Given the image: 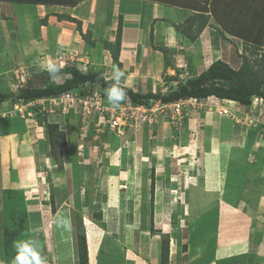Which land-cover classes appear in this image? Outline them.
Listing matches in <instances>:
<instances>
[{"label": "rangeland", "instance_id": "1", "mask_svg": "<svg viewBox=\"0 0 264 264\" xmlns=\"http://www.w3.org/2000/svg\"><path fill=\"white\" fill-rule=\"evenodd\" d=\"M241 3H243L241 14L238 10L231 11L230 6L225 8L224 18L227 19V23L232 22V16L236 17L233 21L239 20L242 24L244 23V18L249 11L245 2ZM92 4L93 0H0V91L15 93L19 89L42 87L45 83L44 73L50 78L46 70L50 62L56 65L58 71L70 65H78L79 67H75L83 72L89 69L101 70L106 79H111L114 68H119L124 72L121 86L135 92L140 89L137 88L138 86L143 85L139 82L140 79L145 82L150 79L153 85L159 83L157 88L153 86L150 92L163 94L175 87L177 83L166 81L167 78L176 77L177 80L185 81L197 75L196 72L184 74L178 73L177 70H175L176 73L174 70L170 72L166 70L159 74L153 67L145 72L146 60L141 67H139V59L133 60L130 67H123V64L120 65L119 62V64L114 63L110 51L106 50L107 35L101 28L95 26L97 25L95 17L89 18ZM214 4L218 9L219 4L217 2ZM1 7L5 10H1ZM94 9L97 11L96 8ZM105 14L103 11L98 23H102L106 17V21H110V16H104ZM69 19L80 21L83 24L81 31L86 34L81 36L77 33V37L74 36V33L78 32L77 25ZM252 23L255 24V21ZM88 25H92L93 32L96 34L93 35L94 40L92 33H87ZM261 25L262 23L259 24ZM248 61L252 65V61ZM135 67L139 71H134ZM65 78L67 77L63 73L57 72L55 81L51 78L50 81L52 84H59ZM160 81L163 83L160 84ZM90 87L87 85L83 88L87 95L83 99L88 97L83 106L76 101L69 103L60 100H56L57 105L54 108L50 106L51 104L53 106L52 101L51 104L47 101L48 104L38 105L40 103L36 100L6 101L0 105V183L2 186H0V261L4 264H12L13 257L16 255L15 242L41 238L40 234L33 236L34 226H30L33 220L29 223L27 214L24 221L19 219V222L14 223L15 216L18 215L17 212L21 207V197L26 206L30 197L53 196V188L55 190L59 188L50 186L46 179L49 168L56 166L49 152L47 125L50 124L59 125L64 134L65 146L60 150L62 167L68 163L65 167L66 171L73 174L77 182L74 185L76 190L73 191L75 197L78 196L76 191H80L81 186L84 185L83 189L86 188V183L91 187L93 194L96 192L97 198L92 210L93 219L90 218L89 221L99 227V232L104 237L103 247L106 251L114 252V247H119L120 243L115 242L117 235L119 238L124 235L123 241L130 240L125 233L128 215L131 222L136 217L142 221L144 215L146 228L151 235H157L150 220L152 219L153 222L152 214L155 212V207L159 208L163 205L162 196L165 193L166 203L164 204L170 209L171 214L168 215L170 224H180L182 234L179 235L178 241L184 237V227L190 222L188 216L185 221L182 218L179 219L176 212L181 209V199L184 198L183 207V203L188 206L192 197H195L191 195L193 187L191 188L185 180L200 174V164L197 163L204 160L203 153L208 150L204 131L202 132L206 124L204 119L207 115L211 118L214 115L218 117L225 115H219L216 112L214 103H211L212 100L183 101L175 106H162L159 102H153L148 107H140L141 110H136L132 105L122 101L119 107H114L107 101L105 90H102L103 99L99 95H96L95 99L90 98L97 93L94 90L90 92ZM37 106H43L45 109L50 107L53 112L43 115L36 110ZM261 139H264V134L256 138V147H261L258 146ZM261 145L264 146V143L261 142ZM4 152L8 156L6 160L2 157ZM257 152L253 154L255 165H252L247 175V182H244L243 194L241 193L244 195L243 197L241 195L242 199H247L245 205L250 208L259 205V199L256 197L264 192V151L259 149ZM209 160L206 161L209 162ZM71 162L75 169L70 167ZM19 164L28 165L29 169H34V173L38 175L37 185L39 180L45 182L42 181L38 187L33 184V190L28 191L30 194L33 193L32 196L29 194V197H25L26 189L15 188V181L21 171ZM160 169L161 172L158 173ZM130 172H133V175L139 174L140 177V185L136 187L139 191L135 197L133 192L136 188L132 183L129 184V179H126ZM121 173H124L123 177L120 176ZM174 174H182L180 176L183 183L179 181L178 176L173 177ZM107 177H110L109 180ZM258 178L260 179L257 185L258 193H255L253 182ZM106 183L109 186L107 188H105ZM150 183L153 185L152 200ZM35 187L39 189L35 190ZM105 191L108 195L104 194ZM56 194L59 195V193ZM141 197H145V204L140 202ZM50 202L51 211H55L54 201ZM41 203H43L42 200L37 207L43 208ZM106 205L118 207V210H108ZM143 209L151 214H147L151 218L145 217L143 211H141L142 216L139 215L140 210ZM79 210L78 208L76 212H72L75 213L74 219L75 217L78 219L80 215L83 217L79 214ZM50 219L46 223L44 221V224H47ZM260 220L264 226V217ZM25 221L26 224H24ZM116 224L121 231L117 230L118 232L115 233ZM132 225L134 229L138 227L136 224L132 223ZM160 225L163 228L159 231L161 233L158 237L161 242V239L169 238V236L166 233L168 228H165L168 225H164L165 227L162 223ZM101 226L106 227L102 229ZM74 227L76 228V224L73 222ZM140 227L144 229L145 224L142 222ZM151 241L154 243L155 239ZM174 244L169 239V250L174 249ZM38 248L41 256H45L46 245H38ZM43 258L46 263V256Z\"/></svg>", "mask_w": 264, "mask_h": 264}, {"label": "crops", "instance_id": "2", "mask_svg": "<svg viewBox=\"0 0 264 264\" xmlns=\"http://www.w3.org/2000/svg\"><path fill=\"white\" fill-rule=\"evenodd\" d=\"M215 2L219 4L218 9ZM241 2H245L249 11L244 23L239 20L233 21L236 18L234 16L232 22L227 23V19L224 18L225 8L230 6L231 11L238 10L241 14L243 10ZM92 6L90 5L89 18L92 16L96 18L95 26L101 28L107 35V42L112 43L115 40L118 22L121 23L118 62L120 65L122 63L123 67H130L133 60L139 59V67L146 60V67L149 68L145 67V72L153 67L159 74L166 70L167 72L177 70L178 73L196 72L198 75L216 60L237 70L243 58L257 65L264 56V0H96L95 2L93 0ZM2 9L5 10L4 7H1ZM103 11L106 13L104 16H110V21L107 22L106 17L102 23H98ZM242 14L244 15V12ZM252 21H255V24ZM84 24L87 25L88 22ZM81 27H83L82 23ZM92 28V25H88L86 30L92 33L93 39V35L96 34ZM77 33L80 35L76 32L74 36L77 37ZM134 71L139 70L135 67ZM139 82L143 85L137 88H140L138 91L142 93L150 92L153 86L157 88L159 84L153 85L150 79L146 82L140 79ZM161 83L163 82L160 81ZM262 89L264 91V86ZM240 111L239 123H234L229 116L214 115L211 118L207 115L204 119L206 124L202 132L204 131L208 150L203 153L204 160L197 163L200 164V174L185 180L191 188L193 187L191 195L195 197H192L188 206L183 203L182 207L184 198L180 200L181 209L176 212L177 217L185 221L188 216L190 222L188 226L185 225L184 237H180V241L178 238L182 234L181 227L180 224H170L168 215L171 213L164 204L165 193L162 196L163 205L159 207L160 209L155 207V212L152 214V225L157 235H151L146 228V220L144 215H141V211L144 212L145 217L151 218V216H147L149 213L143 209L139 214L143 217L142 221L135 216L136 218L131 222L130 215L127 216L125 233L130 240L123 241L124 235L120 238L117 235L115 242H119L120 245L118 248H113L115 253L106 251L103 247L104 237L99 232V227L89 221L90 218L93 219L92 210L97 198L96 192L93 194L91 187L86 183V188L83 189L84 185L81 186L80 191H76L78 196L75 197L73 191L76 190L74 185L77 182L73 174L70 175L66 171L65 167L68 163L61 170H57L56 166L49 168L46 179L50 186H58V191L53 188L55 192L53 196L30 197L25 206L26 208L29 206L26 213L29 223L33 220L31 222L33 224L30 225L34 226L33 236L40 234L41 238L36 240L38 245L44 244L47 247L45 264H78L76 235L73 228L75 213H72L78 208L79 214L83 215L87 264H159L160 238L158 237L161 233L159 231L163 230L161 223L163 227L168 225L165 227L168 228L166 233L176 247L169 250L167 264H263L264 226L260 219L264 217V192L258 197L259 205L254 208L245 205L247 199H242L241 193L252 167L253 154L259 149L264 151V146L261 145L264 139L258 144L261 147L255 145L256 138L264 134V101L259 100L247 108L241 106ZM257 128L259 132L256 138L254 137L251 151L247 148L248 132L249 129ZM2 157L5 160L8 158L5 152ZM207 159H210L209 162L206 161ZM19 165L21 171L15 181V188L26 189L28 193L33 190V184L38 187L43 180H39L37 185L38 175L34 173V169H29L28 165ZM69 165L72 168V164ZM122 174L124 173L120 176L123 177ZM138 175L130 172L128 174L130 178H126L134 188L140 185ZM180 175L174 174L173 177L178 176L179 181L183 183ZM109 178L107 177L108 180ZM248 181L252 183L250 179ZM37 187L34 189H39ZM107 187L109 186L106 183L105 188ZM138 191L139 189L136 188L133 192L134 197ZM27 193L25 197H29L30 193ZM104 194L108 195V192L105 191ZM144 198L141 197L140 202L145 204ZM40 200L43 202L41 203L43 208L37 207ZM51 200L54 201L55 211H51ZM103 208L105 209V205ZM106 208L118 210V207L111 205H106ZM48 219L49 222L44 224ZM142 222L145 224L144 229L140 227ZM132 223L138 227L134 229ZM115 226H117L115 233L118 232L117 230L121 231L118 229V224ZM101 227L103 229L106 226ZM154 239L153 243L151 240Z\"/></svg>", "mask_w": 264, "mask_h": 264}, {"label": "trees", "instance_id": "3", "mask_svg": "<svg viewBox=\"0 0 264 264\" xmlns=\"http://www.w3.org/2000/svg\"><path fill=\"white\" fill-rule=\"evenodd\" d=\"M69 20L76 23L77 31L81 36H84L86 34H83L81 31L80 21L74 19ZM87 33L91 34L89 30H87ZM120 34L121 23L118 22L114 42H105L106 50L110 51L111 59L116 64H119L118 53L120 47ZM58 72L63 73L67 77L62 81V83L59 84H52L50 78L46 73H44L45 83L42 87L19 89L15 93H4L0 91V105L4 104L6 101L32 102L37 99L58 96L70 91H78L80 95H85L86 93L83 88H85L87 85L91 86L90 92L93 90L96 91L95 85H97L96 92L98 93L99 97L103 99L104 96L102 97V90H106L113 83L111 79H106L103 76L101 70L97 69H89L88 71L83 72L80 69H77L74 65H70L64 67L61 71L59 70ZM166 81H177V83L175 87L171 86L172 88H170L163 94L154 92H135L130 88H126L120 85L128 96V99L125 100L124 103L134 106L136 105L148 107L153 102H159L160 104L168 105L177 103L181 100L188 102L190 100L198 101L206 100L208 98H214L217 99L220 104H222L221 101H232L236 102L240 106H244L247 108L251 105L254 98H261L264 100V91L262 89V87L264 86V56L261 57V63L257 65H254V63H252L251 65V63L246 58H243L242 63L237 70L232 69L228 66V64L220 60H216L195 77H191L185 81L177 80L176 77H169L166 79ZM258 132V128L253 130L249 129L247 136V148L251 149V147L253 146L252 143L254 137L258 134ZM47 134L50 157L56 165V168H58V170H61L62 157L60 150L65 146L64 134L57 124L47 125ZM254 161L255 160L253 159L251 163V165L253 166L255 165ZM71 164L74 168L72 162ZM73 172L75 173V171ZM259 180L260 179L258 178L253 182L255 184V193H258L257 185L259 184ZM150 193V198L152 200V183H150ZM256 199H258V197H256ZM21 201V207L17 212L18 215L15 216V224L19 222V219L24 221L26 217V207L24 205L22 197ZM26 221L24 222V224H26ZM74 223L76 224V228L74 227V230H76L75 235L77 261L78 264H87V245L82 216L80 215L78 219L75 217ZM168 256L169 238H164L161 239L160 242L159 264H167Z\"/></svg>", "mask_w": 264, "mask_h": 264}, {"label": "clouds", "instance_id": "4", "mask_svg": "<svg viewBox=\"0 0 264 264\" xmlns=\"http://www.w3.org/2000/svg\"><path fill=\"white\" fill-rule=\"evenodd\" d=\"M46 70L49 72L50 78L55 81V74L58 72L56 65L50 62L48 63ZM123 77L124 72H122L119 68H114L111 75V80L113 83L105 90L107 101L114 107H119L122 101L128 99L127 93L120 86ZM206 100H212L211 103H214L213 105L216 106V109L219 107L228 108L231 112V115L225 116H229L234 123H239L241 106L236 102L221 101L222 104H220V102L214 98H208ZM259 100L264 101L261 98H254L251 105ZM14 248L16 255L13 257L12 264H45V260L41 256L38 248V241L34 239L20 240L15 242ZM0 264H4V262L0 261Z\"/></svg>", "mask_w": 264, "mask_h": 264}, {"label": "built area", "instance_id": "5", "mask_svg": "<svg viewBox=\"0 0 264 264\" xmlns=\"http://www.w3.org/2000/svg\"><path fill=\"white\" fill-rule=\"evenodd\" d=\"M79 94V93H78ZM77 94V92H73V91H70V92H66V93H63V94H61V95H58V96H51V97H47V98H42V99H37L36 101L38 102V103H40V104H38V105H43L44 103H47V101L51 104V101L53 102V106H52V104L50 105L51 107H53L54 108V106H56L57 104H56V100H60L61 102H69V103H71V102H74V101H76V102H78V104L80 105V106H83V105H85L86 104V99L88 98H84L83 99V97H86L87 95L85 94V95H78ZM89 94V93H88ZM96 95L98 96V94L97 93H94V95L93 96H90V98H96ZM181 102H183V100H181V101H179V102H177V103H172V104H168V105H166V104H161L162 106H175V105H177V104H179V103H181ZM190 102H195V101H193V100H190ZM48 104V103H47ZM61 104H63V103H61ZM93 106H95V105H93ZM133 106V108H135L136 110H141V108L140 107H143V106H134V105H132ZM61 107V106H60ZM216 107V106H215ZM219 109V110H218ZM218 109H216V112L219 114V115H231V112H230V110L228 109V108H225V107H219ZM36 110L38 111V112H40L41 114H43V115H46V114H52V112H53V110H50V107H48V109L46 108H44L43 106H41V107H39V106H37V108H36ZM64 110H66V109H64ZM69 109H67V111H68ZM229 111V112H228ZM236 111V110H235ZM54 112H56V110L54 111ZM96 112H98V111H96ZM99 114H100V112H99ZM101 115V114H100Z\"/></svg>", "mask_w": 264, "mask_h": 264}]
</instances>
